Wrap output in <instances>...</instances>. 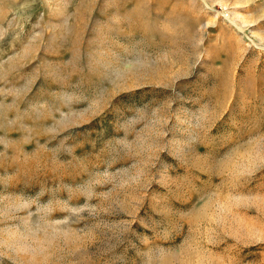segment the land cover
Returning <instances> with one entry per match:
<instances>
[{"label": "rangeland", "instance_id": "374dc122", "mask_svg": "<svg viewBox=\"0 0 264 264\" xmlns=\"http://www.w3.org/2000/svg\"><path fill=\"white\" fill-rule=\"evenodd\" d=\"M0 264H264V0H0Z\"/></svg>", "mask_w": 264, "mask_h": 264}]
</instances>
